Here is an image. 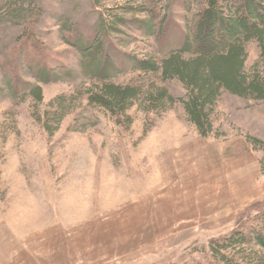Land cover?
Wrapping results in <instances>:
<instances>
[{
	"label": "rangeland",
	"instance_id": "1",
	"mask_svg": "<svg viewBox=\"0 0 264 264\" xmlns=\"http://www.w3.org/2000/svg\"><path fill=\"white\" fill-rule=\"evenodd\" d=\"M206 2L0 0V87L18 61L33 77L21 46L30 27L55 67L80 73L43 84V103L0 93V264H202L213 240L264 212V101L225 93L204 137L182 103L149 111L142 101L120 119L88 100L98 80L80 44L100 40L113 81L185 98L182 81L148 79L127 55L179 48L173 38L162 49L147 21L190 29ZM260 57L251 43L248 67Z\"/></svg>",
	"mask_w": 264,
	"mask_h": 264
},
{
	"label": "trees",
	"instance_id": "2",
	"mask_svg": "<svg viewBox=\"0 0 264 264\" xmlns=\"http://www.w3.org/2000/svg\"><path fill=\"white\" fill-rule=\"evenodd\" d=\"M162 26L158 30L154 20L147 21L149 35L157 36L162 49L173 38L179 48L164 58L131 54L127 57L133 70L148 79H179L188 95L177 99L167 87L157 83L149 89L116 83L111 72L118 66L107 53L105 43L88 41L80 44V51L84 72L98 80L88 91L91 104L123 119L142 101L149 104V111H166L182 103L190 122L201 135L210 137L215 132L216 107L225 93L264 101V0H207L190 29L184 30L174 20ZM172 29H177L174 37L170 35ZM25 36L22 62L33 77L24 73L21 61L15 62L13 68L9 66L11 76L5 87H0V93L13 99L33 97L43 103V84L78 80L80 73L64 64L55 67V57L41 45L34 27ZM253 42L259 44L261 57L249 68V45ZM59 99L65 101L67 97ZM64 105L62 102V108H66ZM69 114L63 112L60 123ZM128 120L133 119L129 116ZM46 128L52 131L49 125ZM204 253L202 264H264V212L246 226L213 240Z\"/></svg>",
	"mask_w": 264,
	"mask_h": 264
}]
</instances>
